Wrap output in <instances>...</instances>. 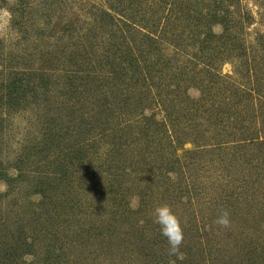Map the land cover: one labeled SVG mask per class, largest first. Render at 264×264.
Here are the masks:
<instances>
[{"label": "rangeland", "instance_id": "374dc122", "mask_svg": "<svg viewBox=\"0 0 264 264\" xmlns=\"http://www.w3.org/2000/svg\"><path fill=\"white\" fill-rule=\"evenodd\" d=\"M0 264H264V0H0Z\"/></svg>", "mask_w": 264, "mask_h": 264}, {"label": "clouds", "instance_id": "9594fccd", "mask_svg": "<svg viewBox=\"0 0 264 264\" xmlns=\"http://www.w3.org/2000/svg\"><path fill=\"white\" fill-rule=\"evenodd\" d=\"M152 217L153 223L159 226L160 234L167 240L169 255H180V246L184 240V231L178 215L170 205L161 204L154 207ZM214 223L221 228L229 227V212L221 209Z\"/></svg>", "mask_w": 264, "mask_h": 264}, {"label": "trees", "instance_id": "16d2710c", "mask_svg": "<svg viewBox=\"0 0 264 264\" xmlns=\"http://www.w3.org/2000/svg\"><path fill=\"white\" fill-rule=\"evenodd\" d=\"M104 15H106L107 18L109 19V21L112 22L111 24H113L115 22L122 23L124 26L129 28V30H134V31L138 32V29L132 28L134 26L133 25L131 26V24H130L131 22L127 24V21H129L128 19H125V21H123L121 19L116 18L114 15H112L108 11H106V12L104 11ZM225 19H226L227 24H230L232 22V20L229 19V16H225ZM140 34H141V32H140Z\"/></svg>", "mask_w": 264, "mask_h": 264}]
</instances>
